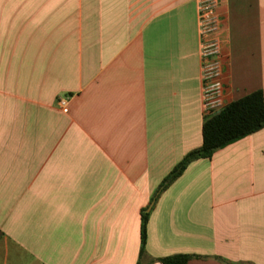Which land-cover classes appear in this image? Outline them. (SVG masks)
<instances>
[{"label": "crops", "instance_id": "1", "mask_svg": "<svg viewBox=\"0 0 264 264\" xmlns=\"http://www.w3.org/2000/svg\"><path fill=\"white\" fill-rule=\"evenodd\" d=\"M227 104L264 96V0H220ZM61 101L64 104H61ZM197 0H0V264H264V128L202 143Z\"/></svg>", "mask_w": 264, "mask_h": 264}, {"label": "trees", "instance_id": "2", "mask_svg": "<svg viewBox=\"0 0 264 264\" xmlns=\"http://www.w3.org/2000/svg\"><path fill=\"white\" fill-rule=\"evenodd\" d=\"M264 128V96L261 90L251 92L234 100L218 112L204 117L202 124V143L199 147L187 152L172 168L157 190L158 196L163 190L178 179L187 166L198 159H209L218 150ZM149 213L140 212V246L136 264H142L145 252L146 228ZM194 256L188 254H172L159 259L161 264H188Z\"/></svg>", "mask_w": 264, "mask_h": 264}, {"label": "built area", "instance_id": "3", "mask_svg": "<svg viewBox=\"0 0 264 264\" xmlns=\"http://www.w3.org/2000/svg\"><path fill=\"white\" fill-rule=\"evenodd\" d=\"M220 0H197L200 38L201 102L204 117L220 112L227 105L224 94L226 56L219 31L223 22L218 12ZM61 104H64L61 101Z\"/></svg>", "mask_w": 264, "mask_h": 264}]
</instances>
